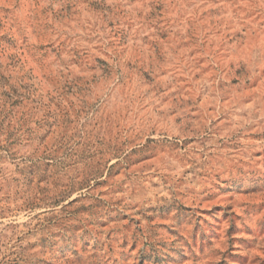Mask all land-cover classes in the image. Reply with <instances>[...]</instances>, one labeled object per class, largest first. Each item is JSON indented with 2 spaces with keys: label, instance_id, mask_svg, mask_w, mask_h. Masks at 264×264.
Masks as SVG:
<instances>
[{
  "label": "rangeland",
  "instance_id": "1",
  "mask_svg": "<svg viewBox=\"0 0 264 264\" xmlns=\"http://www.w3.org/2000/svg\"><path fill=\"white\" fill-rule=\"evenodd\" d=\"M0 264H264V0H0Z\"/></svg>",
  "mask_w": 264,
  "mask_h": 264
}]
</instances>
